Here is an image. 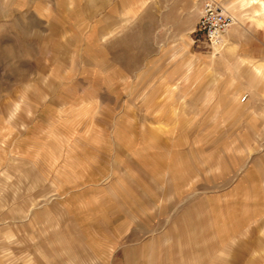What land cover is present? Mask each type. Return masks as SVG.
I'll return each instance as SVG.
<instances>
[{
	"label": "rangeland",
	"instance_id": "obj_1",
	"mask_svg": "<svg viewBox=\"0 0 264 264\" xmlns=\"http://www.w3.org/2000/svg\"><path fill=\"white\" fill-rule=\"evenodd\" d=\"M159 1L165 12L153 4ZM206 1L0 0V264H110L107 244L89 246L56 201L47 220L46 212L26 210L29 193L57 182L45 164L37 170L13 158L22 147L11 123L25 92L37 94L31 101L39 117L68 106L72 136L94 118L105 168L115 154L111 144L140 145L156 124L165 129L167 151H195L199 197L225 193L253 165L264 169V0H218L235 17L218 46L198 30ZM87 106L93 110L84 115ZM263 177L254 172L248 180ZM245 199L261 209L257 233L264 236V182ZM38 203L44 209L47 202ZM238 243L231 239L215 260L236 263ZM123 248L111 264H122ZM245 264H264V245Z\"/></svg>",
	"mask_w": 264,
	"mask_h": 264
},
{
	"label": "crops",
	"instance_id": "obj_2",
	"mask_svg": "<svg viewBox=\"0 0 264 264\" xmlns=\"http://www.w3.org/2000/svg\"><path fill=\"white\" fill-rule=\"evenodd\" d=\"M153 4L166 11L165 2ZM36 98L35 91L25 92L17 117L10 122L15 126L14 139L22 147L16 148L13 158L27 160L25 163L37 170L39 164H45L42 170L46 168L54 174L57 188L29 193L34 195V200L30 199L31 208L26 210L35 214L46 212L47 220L49 212H55L54 204L60 205L75 221L89 246L96 247L99 241L107 244L110 264L113 252L121 246L124 247L122 264H223L215 259L231 239L239 242L237 250L241 248L234 264H245L247 254L262 249L264 236L257 233L262 211L243 199L253 196L264 182L249 181L250 174L255 172L263 177L264 169L253 165L246 172L244 169V175L229 185L225 193L199 197L196 169L191 164L195 151L185 152L176 145L167 151L165 129L156 124L148 126V134L140 145L130 139L118 140L119 145L111 144L110 150H115V154L110 156L109 168H105L97 154V148L103 145L97 140L99 131L94 118L90 116V125L72 136L68 129L70 119L64 115L68 106L62 104L57 107L58 115L43 118L37 116L36 105L31 101ZM91 110L87 106L84 115H89ZM118 146L116 150L114 147ZM120 148L126 149L123 150L128 156L125 161ZM85 172H88L86 180ZM107 179L109 182L101 184ZM53 195H57L55 200ZM40 199L47 202L44 209L37 207ZM132 226L136 228L134 240L125 244L123 240ZM246 230L252 234L243 236Z\"/></svg>",
	"mask_w": 264,
	"mask_h": 264
},
{
	"label": "built area",
	"instance_id": "obj_3",
	"mask_svg": "<svg viewBox=\"0 0 264 264\" xmlns=\"http://www.w3.org/2000/svg\"><path fill=\"white\" fill-rule=\"evenodd\" d=\"M235 23V17L218 0H208L204 4L202 15L198 22V30L214 46L223 42L224 34Z\"/></svg>",
	"mask_w": 264,
	"mask_h": 264
},
{
	"label": "bare ground",
	"instance_id": "obj_4",
	"mask_svg": "<svg viewBox=\"0 0 264 264\" xmlns=\"http://www.w3.org/2000/svg\"><path fill=\"white\" fill-rule=\"evenodd\" d=\"M235 97H237V94H235V95L233 96L234 99H235ZM233 98H232V99H233Z\"/></svg>",
	"mask_w": 264,
	"mask_h": 264
}]
</instances>
